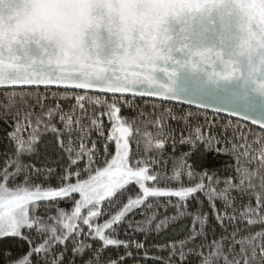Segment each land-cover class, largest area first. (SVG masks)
Wrapping results in <instances>:
<instances>
[{
	"label": "snow or ice",
	"instance_id": "snow-or-ice-1",
	"mask_svg": "<svg viewBox=\"0 0 264 264\" xmlns=\"http://www.w3.org/2000/svg\"><path fill=\"white\" fill-rule=\"evenodd\" d=\"M0 89V264H264V0H0Z\"/></svg>",
	"mask_w": 264,
	"mask_h": 264
},
{
	"label": "trees",
	"instance_id": "trees-1",
	"mask_svg": "<svg viewBox=\"0 0 264 264\" xmlns=\"http://www.w3.org/2000/svg\"><path fill=\"white\" fill-rule=\"evenodd\" d=\"M25 89H17V91H22ZM6 90H0V99L3 98L4 92ZM26 91L29 92H33L35 93L37 91V89H26ZM41 94H45V89H39L38 90ZM57 91V89H50L47 91V95L49 97V100L47 101V103H52L51 100V93ZM77 94L83 95V92H77ZM88 95H95L94 93H88ZM110 99V97H109ZM128 99H133V97L128 96ZM64 107L67 109L68 104L69 103H74V101H67V102H62ZM160 105L161 101H155V100H146V99H142V98H138L136 97L134 99V108H139V109H143L145 112H150L152 111V105ZM87 107V105H86ZM162 107L165 108H172L174 110V112H176L177 114L181 113V112H196L197 109L196 108H192V107H188V106H184V105H180V104H175V103H169V102H164ZM91 111V109H89ZM135 113L133 111H130L127 108L122 109V115L125 116H132ZM207 116L209 117V119H213V115L212 112H207L206 113ZM217 122H223L224 120L227 119V117L225 116H218L215 117ZM173 127H176V125L173 123ZM249 127H252L254 131H258L259 129L255 128L254 126L249 125ZM11 129L8 128L6 125H4L3 123H0V153H3L5 151V147L7 142L3 139L5 132L6 131H10ZM231 133H229L230 135ZM48 138V137H46ZM93 139H96L95 134H93ZM184 149H180L179 151H183ZM110 152H114V146L110 147L109 149ZM178 154V153H177ZM100 156H103V148L101 147V151H100ZM110 158V157H109ZM0 159H2V157H0ZM223 157H221L220 159L213 161L212 166L213 167H219L221 166V163L223 161ZM39 166V165H37ZM80 167H83V164L80 165ZM169 171L171 170V163H169ZM39 182V181H37ZM55 182V181H53ZM74 182V181H73ZM136 188L135 187H131L128 189V193H125V197L128 194H134L136 192ZM203 198V197H201ZM76 199H79V197L77 196ZM150 203H153V201H149ZM173 203H175V201H173ZM160 207L159 208H153L152 210L149 211L148 214H151V211H155L158 214V219H161L165 216H172L175 214L176 209L170 205H168L167 207H165V205L168 204L167 200L165 199H161L159 201ZM61 207H67L64 204L60 205ZM195 207V201H190L189 203V210H193ZM205 210H207V207H205ZM41 212H43V207L41 208ZM144 212L143 209L136 211L132 216L129 217L130 220H136V221H142L145 219V216L142 215V213ZM50 215H54L55 212H50ZM102 222V221H101ZM154 224H153V228H154ZM191 226V220L190 218H180L178 219L175 223H170L169 226L166 229H162L159 233H156L155 231H151L150 233H148L147 235V239H145V235L143 233L137 234L134 238L137 241H142L145 244V248L148 249L149 254L153 255V256H167L168 252L167 250H160L157 246H163L166 243H168L171 240H179V239H183L184 236L187 233V229ZM217 231H219V229H217ZM120 238H124L123 235L121 234ZM99 245H97L98 247ZM133 251V255L134 256H143V250L137 252L135 249H132ZM124 250L123 248H121L119 251H116L115 249L109 248L105 253L104 256L107 257H112V258H116L119 255H123ZM192 259V258H190ZM77 264H80V262L78 261ZM126 264H155V261L152 260H144V259H140V260H132L129 259L126 261Z\"/></svg>",
	"mask_w": 264,
	"mask_h": 264
},
{
	"label": "water",
	"instance_id": "water-1",
	"mask_svg": "<svg viewBox=\"0 0 264 264\" xmlns=\"http://www.w3.org/2000/svg\"><path fill=\"white\" fill-rule=\"evenodd\" d=\"M28 89H36V88H35V87H31V88H28ZM39 89H44V87L41 86ZM51 89H57V88H56L55 86H53ZM0 90H4V89H0ZM79 92H82V91H79ZM89 93H94V92H89ZM94 94H96V93H94ZM138 98H142V99H146V100L160 101L158 98H152V97H138ZM168 102H169V103H175V104H180V105H184V106H188V107L195 108V106H189V105H187V104H181V103H179V102H175V101H168ZM209 112H211V111L209 110ZM220 115L226 117V114H220ZM249 125H251L250 122H249ZM251 126H252V125H251ZM254 127L258 129V127H256V126H254Z\"/></svg>",
	"mask_w": 264,
	"mask_h": 264
}]
</instances>
